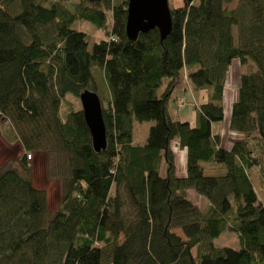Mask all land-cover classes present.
<instances>
[{
    "label": "trees",
    "instance_id": "trees-1",
    "mask_svg": "<svg viewBox=\"0 0 264 264\" xmlns=\"http://www.w3.org/2000/svg\"><path fill=\"white\" fill-rule=\"evenodd\" d=\"M69 2L0 0V117L60 183L50 212L31 155L0 170V264H264V193L250 176L257 169L264 188V0L168 2L162 40L157 29L126 37L127 0ZM76 21L105 37L90 46L71 29ZM234 61L243 71L228 128L242 138L226 149L211 125L223 120ZM182 76L200 99L193 126L172 112ZM85 91L101 104L99 152L81 108L69 104L61 118L67 96ZM134 122L152 123L143 145L133 142ZM172 142L186 151L184 177ZM205 163L221 169L205 173ZM227 228L239 249L214 245Z\"/></svg>",
    "mask_w": 264,
    "mask_h": 264
},
{
    "label": "rangeland",
    "instance_id": "rangeland-1",
    "mask_svg": "<svg viewBox=\"0 0 264 264\" xmlns=\"http://www.w3.org/2000/svg\"><path fill=\"white\" fill-rule=\"evenodd\" d=\"M76 2L77 0H70L68 4L72 5V4H75ZM168 2L170 6L172 7L174 6L180 7L182 6L184 0H168ZM174 8H177V7H174ZM106 26L108 29L111 26V13L110 12L108 13L106 17ZM71 29L75 31L83 32L86 35H88L90 37V46L93 42H97L105 37L104 30L96 29L91 24H89L88 22H84V21L74 22L71 25ZM235 69H237V66L233 68V70ZM227 75L228 77L225 82V89L227 91H226V96L224 97V99L226 101L234 100V99L237 100L238 85L235 84L237 80L236 72L233 71L232 73L227 74ZM181 80H182V83H183L182 85L184 89L185 86L187 85L186 84L187 80L184 76H182ZM187 89L185 90V92H182L186 100L185 101L183 100L184 103L182 104L181 107H179L177 103L180 100L179 99L180 96L177 97V102L175 103V106L178 107L180 110L172 109V112L175 116H179L184 119H191L192 116L196 115L195 109H197V107L199 106L200 99L196 97L195 94H191ZM66 100H67V103H64L61 107V118L62 119L65 118V114L68 112L69 104L71 105L72 110H78L81 108L80 103L78 102L79 100H76L74 97L68 95ZM151 125H152L151 122H143V123L134 122L133 123V142L135 144L143 145L144 139L147 138L148 130ZM7 130H10L11 136L7 135L6 133ZM3 139L6 140L8 143H10L9 148L18 147V152L17 150L15 151V149H7L3 144L4 143ZM20 148H21L20 142L18 141L16 133L14 129L12 128L11 124L7 122L4 118L0 117V170L8 166H16L17 160L20 159L23 155H26V156L31 155L32 157L29 158L30 160L27 161L28 162L27 164L29 165V168L31 171L33 185L34 187H36V189H39L45 192L48 210L50 212L56 211L57 206L60 202V188H59L60 183L57 178L49 179L46 176L47 163H46L45 155L40 154L42 158L38 157L37 159V157L34 156L33 154L31 153L29 154V152H24V150ZM263 160H264V156H263ZM203 165L205 166V169L207 167L205 173L208 172L209 174L210 173L216 174L221 169L218 166H215V167L206 166V163ZM250 176H251L252 182L257 192L259 193V195H263L264 188H260L259 186L257 169H253L252 171H250ZM187 196L199 209L206 208L208 201L204 197L197 195L193 191H190V193H188ZM178 234H181V232L178 231ZM213 242H214V245L217 247H230L236 250L239 249V243H238L236 233L228 228L225 229V231H223L218 238L214 239Z\"/></svg>",
    "mask_w": 264,
    "mask_h": 264
},
{
    "label": "water",
    "instance_id": "water-1",
    "mask_svg": "<svg viewBox=\"0 0 264 264\" xmlns=\"http://www.w3.org/2000/svg\"><path fill=\"white\" fill-rule=\"evenodd\" d=\"M93 2L94 0H87ZM125 35L135 40L141 33L157 29L160 39L171 30L168 0H127ZM81 110L95 152L105 149L106 135L99 97L90 91L79 96Z\"/></svg>",
    "mask_w": 264,
    "mask_h": 264
},
{
    "label": "crops",
    "instance_id": "crops-1",
    "mask_svg": "<svg viewBox=\"0 0 264 264\" xmlns=\"http://www.w3.org/2000/svg\"><path fill=\"white\" fill-rule=\"evenodd\" d=\"M174 7H178V6H174ZM235 66H237V69L233 70V68ZM230 68H229L230 70H228L227 74H230L233 71H235L236 72V78H237L235 84L238 85L239 84V77H240V74H241L243 68L240 66V64L237 61H234ZM227 77H228V75H227ZM182 84L183 83L179 84V86L177 88V93H176L177 97L178 96H182L183 95L182 92L185 91V89H183V85ZM226 91L227 90L225 89L224 90V97L226 96ZM202 98H203V96H202ZM235 101H236V99L229 100V101H226L224 99V101H223V113H224L223 120L220 123H213L211 125L212 134L213 135H219L220 145L222 147L226 148V149H229L234 142L239 141L242 138L241 134L232 132L228 128L229 119H230V115H231V108H232V105H233V103ZM179 118L182 121H186L187 120L186 122L190 123L192 126L195 124V115L192 116L191 119H184L182 117H179ZM6 133H7L8 136H11L10 135V130H7ZM3 142H4L3 143L4 146L7 149H15V151L17 150V152H18V147L9 148L10 147V143H8L6 140H4ZM145 142H146V138L144 139V143ZM171 149L173 151L174 158H175V166H176L177 175L179 177H184L186 175V151L184 149L179 148V146L175 142L171 143ZM38 157L42 158L41 155H37V159H38ZM188 193H190V191L187 192V195H188Z\"/></svg>",
    "mask_w": 264,
    "mask_h": 264
},
{
    "label": "built area",
    "instance_id": "built-area-1",
    "mask_svg": "<svg viewBox=\"0 0 264 264\" xmlns=\"http://www.w3.org/2000/svg\"><path fill=\"white\" fill-rule=\"evenodd\" d=\"M177 103H178V106L181 107L182 104L184 103V101L182 99H180ZM28 158H29V156H28Z\"/></svg>",
    "mask_w": 264,
    "mask_h": 264
}]
</instances>
